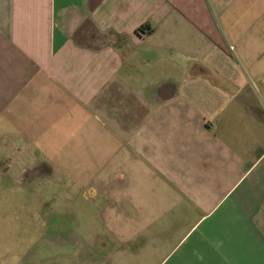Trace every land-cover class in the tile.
Returning <instances> with one entry per match:
<instances>
[{
	"label": "crops",
	"instance_id": "obj_1",
	"mask_svg": "<svg viewBox=\"0 0 264 264\" xmlns=\"http://www.w3.org/2000/svg\"><path fill=\"white\" fill-rule=\"evenodd\" d=\"M0 158V264H264V0H0Z\"/></svg>",
	"mask_w": 264,
	"mask_h": 264
},
{
	"label": "rangeland",
	"instance_id": "obj_2",
	"mask_svg": "<svg viewBox=\"0 0 264 264\" xmlns=\"http://www.w3.org/2000/svg\"><path fill=\"white\" fill-rule=\"evenodd\" d=\"M94 35H95V33L89 27H86V31H85L84 35H82L79 38L83 42L95 43L94 41H91V40H95V39L98 40V38L100 36L95 35L96 37H94ZM101 40L102 41L105 40V37H104V39H101ZM3 163H4V160L0 158V201L2 202L3 200H10V199L14 200V199L20 198L22 196L32 198L33 197L32 191H29L28 193L23 194L19 190V186H18L19 184L17 181L18 174H16L15 172L6 174L5 171H3V169H2ZM7 210H8L7 212H10V213H7L6 217L3 218L2 220L15 222L13 215H12L14 212L11 211V207H8ZM9 223H11V222H9ZM7 230L12 232V231H15V228L12 227L10 229V227H7Z\"/></svg>",
	"mask_w": 264,
	"mask_h": 264
},
{
	"label": "trees",
	"instance_id": "obj_3",
	"mask_svg": "<svg viewBox=\"0 0 264 264\" xmlns=\"http://www.w3.org/2000/svg\"><path fill=\"white\" fill-rule=\"evenodd\" d=\"M144 25L143 26H140L139 28H137V32H139V31H141V30H143L144 29Z\"/></svg>",
	"mask_w": 264,
	"mask_h": 264
}]
</instances>
